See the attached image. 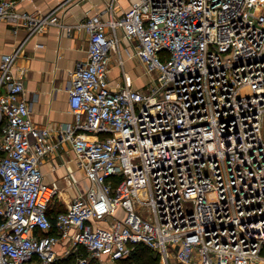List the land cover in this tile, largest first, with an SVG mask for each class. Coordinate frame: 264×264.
<instances>
[{"label":"built area","instance_id":"obj_1","mask_svg":"<svg viewBox=\"0 0 264 264\" xmlns=\"http://www.w3.org/2000/svg\"><path fill=\"white\" fill-rule=\"evenodd\" d=\"M17 2L0 0V19L62 24ZM81 25L89 59L72 71L63 133L88 185L54 219L42 160L56 144L33 120L19 49L1 57L0 264H52L64 240L75 264L125 261L139 244L160 264H264V0H133ZM122 37L151 75L143 87L125 71L111 83Z\"/></svg>","mask_w":264,"mask_h":264},{"label":"crops","instance_id":"obj_2","mask_svg":"<svg viewBox=\"0 0 264 264\" xmlns=\"http://www.w3.org/2000/svg\"><path fill=\"white\" fill-rule=\"evenodd\" d=\"M132 1L18 0L16 9L19 12L35 16L53 12L61 20L62 24L52 23L34 33H30L25 20L16 22L0 19V62L3 54L19 49L15 70L24 77L25 94L31 104L33 120L37 126L50 129L51 139L56 144L42 160L45 180L59 188V196L66 203L62 210L49 205L48 213L53 219L59 212L65 211L72 198L88 185L72 143L63 133V127L74 121L69 93L72 71L89 59V33L81 24L96 14L104 19L118 17L130 7ZM121 32L120 30V34ZM132 61L135 63L131 66ZM138 63L146 68L136 56L133 43L122 37L119 46L111 51L109 76L113 87L119 84L120 66L123 72L130 75L132 85L145 86L144 82L136 83V79L140 77L135 67ZM64 241L56 246L57 259L52 264H64L63 261L72 252ZM99 261V264L124 262L114 261L109 256H104Z\"/></svg>","mask_w":264,"mask_h":264},{"label":"rangeland","instance_id":"obj_3","mask_svg":"<svg viewBox=\"0 0 264 264\" xmlns=\"http://www.w3.org/2000/svg\"><path fill=\"white\" fill-rule=\"evenodd\" d=\"M135 62L134 61H132V62H130V64H131V66L134 64ZM135 67H136V72H137V74L140 76L139 78H137L136 80V83L137 84H142L143 82L144 83H146L147 84V82L148 81H150L151 80V75H149L148 74V72H147V70H146V68L143 66V65H141V64H139L138 63V65H136L135 64ZM118 69H120V77H119V84L120 83H122V73H123V68L120 66V67H118ZM147 73V74H146ZM147 78H149L148 79V81H147ZM129 79H131L130 78V75H129ZM130 82H131V80H130ZM132 83V82H131ZM134 83V82H133ZM59 189V188H58ZM60 195V193L58 192V194L57 195H55L54 197H53V200L51 201V208H59V210H62V209H65V206H66V203H64L63 201H62V198H61V196H59ZM81 251L84 253V254H89L90 252H89V250L87 249V248H82L81 249ZM75 261H76V255L74 254V252L72 251L69 255H68V258L66 259V261L64 260L63 262H64V264H74L75 263ZM99 260L98 259H95V258H93L92 260H91V264H99ZM136 262V261H135ZM136 264H138V262H136Z\"/></svg>","mask_w":264,"mask_h":264},{"label":"trees","instance_id":"obj_4","mask_svg":"<svg viewBox=\"0 0 264 264\" xmlns=\"http://www.w3.org/2000/svg\"><path fill=\"white\" fill-rule=\"evenodd\" d=\"M135 261L138 264H160V256L154 249L144 244H139L133 252L131 259L125 260L123 264H128L129 262L136 264Z\"/></svg>","mask_w":264,"mask_h":264}]
</instances>
